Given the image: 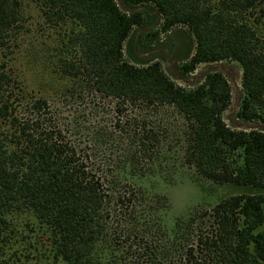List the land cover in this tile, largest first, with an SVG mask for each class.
<instances>
[{
  "label": "trees",
  "instance_id": "trees-1",
  "mask_svg": "<svg viewBox=\"0 0 264 264\" xmlns=\"http://www.w3.org/2000/svg\"><path fill=\"white\" fill-rule=\"evenodd\" d=\"M122 3L0 0V264H264V128L226 123L232 88L221 70L187 88L160 60L124 55L146 24L140 7L155 8L151 41L180 25L195 38L179 76L238 61L236 117L264 126V0ZM106 100L110 111L98 104ZM85 102L74 120L86 149L57 122L59 106ZM183 168L202 190L206 181L251 190L196 206L170 228L169 197L140 183L155 174L174 183Z\"/></svg>",
  "mask_w": 264,
  "mask_h": 264
},
{
  "label": "rangeland",
  "instance_id": "rangeland-1",
  "mask_svg": "<svg viewBox=\"0 0 264 264\" xmlns=\"http://www.w3.org/2000/svg\"><path fill=\"white\" fill-rule=\"evenodd\" d=\"M120 6L125 9L122 0H117ZM140 8L147 11V21L144 26L135 27L131 35L130 40L125 43L124 55L127 59L133 61L132 55L135 54L142 60L155 58L160 60L163 69L166 73L178 84L191 88L196 86L203 80V75L209 69L221 70L230 82L232 88V99L229 108L224 112L223 118L231 128L249 130L251 128H261L258 121H241L236 117L244 97V88L242 84L243 69L241 64L235 60H223L215 62L213 64H200L197 69L191 74L187 75V79L183 80L179 76V66L191 56L196 47V41L187 26H177L172 28L168 32H162L158 39L151 41L147 32L151 29H156L158 23L161 22L159 15L155 8L147 5H142ZM26 31L21 36V44L23 47L29 42L27 38L29 30L32 28L30 22H25ZM28 30V31H27ZM20 47L16 49L14 53V61L17 60V65L22 61V54L20 53ZM25 61V58L23 57ZM112 100H106L99 102V106L110 105ZM85 103H76L72 106H59L62 111V119L60 117L57 122L60 123L63 129V134L68 141L77 143V146L84 149L89 148L92 144L89 141L88 134L83 131V128H79L81 125H77L75 117L76 111L84 110ZM108 105L106 109L112 110ZM86 106V107H87ZM104 107V108H105ZM81 109V110H80ZM171 111V110H170ZM78 113V112H77ZM79 115V114H78ZM169 115V114H168ZM177 116V115H176ZM111 118V117H110ZM108 116V120L105 123L112 129L115 120H111ZM171 120H177L175 114L171 111ZM80 124L82 120H79ZM190 170L188 168L181 169L174 176V183L166 182L160 175L147 177L143 180L144 187L154 192H159L169 197L171 208L164 215V222L170 228L173 226L174 219L176 217L186 216L196 206H208L214 204L219 198L231 193H238L242 191H250L251 188L243 186H234L233 184L217 185L211 181H206V190H202L191 178Z\"/></svg>",
  "mask_w": 264,
  "mask_h": 264
},
{
  "label": "water",
  "instance_id": "water-1",
  "mask_svg": "<svg viewBox=\"0 0 264 264\" xmlns=\"http://www.w3.org/2000/svg\"><path fill=\"white\" fill-rule=\"evenodd\" d=\"M252 129V128H251Z\"/></svg>",
  "mask_w": 264,
  "mask_h": 264
}]
</instances>
